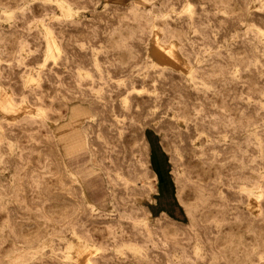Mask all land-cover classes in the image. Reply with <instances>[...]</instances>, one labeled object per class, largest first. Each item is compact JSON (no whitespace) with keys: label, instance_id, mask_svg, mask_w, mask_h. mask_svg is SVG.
Instances as JSON below:
<instances>
[{"label":"rangeland","instance_id":"1","mask_svg":"<svg viewBox=\"0 0 264 264\" xmlns=\"http://www.w3.org/2000/svg\"><path fill=\"white\" fill-rule=\"evenodd\" d=\"M63 1L0 0V264H264V0Z\"/></svg>","mask_w":264,"mask_h":264},{"label":"bare ground","instance_id":"2","mask_svg":"<svg viewBox=\"0 0 264 264\" xmlns=\"http://www.w3.org/2000/svg\"><path fill=\"white\" fill-rule=\"evenodd\" d=\"M57 4L67 13H73V8L71 5L66 3L63 0H57ZM6 14H9L7 10H3ZM45 33V32H44ZM156 40V48H155V53L158 58L159 62L171 64V65H177L180 61V58L176 54V45H172L170 50H167L163 47V45L159 41V35H155ZM48 47L51 49L55 45V41L53 37L49 34L48 35ZM57 44V43H56ZM171 46V45H170ZM48 48V51L50 50ZM168 48V47H167ZM54 49V48H53ZM59 49V48H58ZM169 49V48H168ZM154 52V51H153ZM51 57V55H50ZM9 97V96H8ZM1 104V103H0ZM157 173V171H156ZM158 174V173H157ZM252 203V202H250ZM255 205V204H254ZM258 205V204H257ZM256 206V205H255ZM168 211L163 210V213H167ZM89 250V247H86L83 252H87ZM79 256V255H78Z\"/></svg>","mask_w":264,"mask_h":264}]
</instances>
